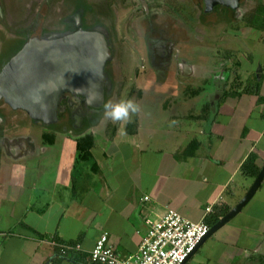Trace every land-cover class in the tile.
Segmentation results:
<instances>
[{
    "label": "crops",
    "instance_id": "crops-1",
    "mask_svg": "<svg viewBox=\"0 0 264 264\" xmlns=\"http://www.w3.org/2000/svg\"><path fill=\"white\" fill-rule=\"evenodd\" d=\"M248 27L259 34L246 36L242 60L238 54L228 63H238L232 71L238 85L259 81L260 94L242 88L225 95L236 90V79L188 61L183 82L138 81V91L148 93L136 100L141 111L130 122L104 127L102 117L83 128L0 130V264H75L57 249L70 240H79L82 263L98 264L89 256L105 232L127 259L140 248L146 219L169 207L201 222L215 205L235 206L255 180L242 174L243 162L255 152L264 164V30ZM255 55L256 70L246 65ZM182 83L198 94H186ZM80 139L91 151L87 159L79 156ZM263 214L264 180L235 216L242 218L217 231L209 251H219L207 264H264ZM194 255L190 260L198 264Z\"/></svg>",
    "mask_w": 264,
    "mask_h": 264
},
{
    "label": "rangeland",
    "instance_id": "rangeland-1",
    "mask_svg": "<svg viewBox=\"0 0 264 264\" xmlns=\"http://www.w3.org/2000/svg\"><path fill=\"white\" fill-rule=\"evenodd\" d=\"M2 1L3 0H0V3ZM110 2H112V4L116 2L112 7L114 21H106L101 25L112 31L114 56L108 63L107 68L111 70L115 88L105 102L111 100L114 103L122 99H132L137 102L136 100H139L140 97L148 93L144 89V91H138V81L140 79L148 81L147 78H149L150 75H152V78L155 80L158 78V81L162 82L166 81V77H169V79L172 78V81L179 80L183 82L185 78L181 76V68L183 63L188 61L191 63L196 62L202 65L204 64L207 66V69H209V72L213 71L212 75L222 74V77H225L228 73L230 74V79H236L235 84H237V79L239 77L233 75L232 71L234 70V66L237 67L238 63L237 61H232V65L228 63V60H230L232 56L238 54H240L238 58L241 59L243 46L246 45L244 43V38L246 39V36L254 37L259 34V31H254V33L249 31V18H251L250 15L252 13L256 12L260 4L264 5V0H244L242 1L241 7L234 9V11L222 6L215 9L212 13H205L200 3L201 0H160L154 1L153 18L151 17L150 20H148L143 14L139 0H111ZM106 6L104 2L101 3L103 9H105ZM248 12L252 13L247 19H244V14ZM9 20V32L14 31L12 28L13 26L17 27V24H25L16 23L12 19ZM152 23L154 25L153 30H151ZM87 24H95L90 14ZM10 25H12V28ZM3 26L2 24L0 25L1 31H3ZM164 38H166V40ZM231 38H233V40ZM248 40L251 46H257V42H254L253 38ZM153 41L156 43L159 41V44L166 47L167 41H171L170 46L171 44L173 46L174 42L176 46L174 45V50L171 49L169 54L166 53L168 55H166V58H164L163 54H158V60L155 63L153 57L148 60L146 55L147 46H149L150 49L155 43ZM11 48H14V45H12ZM257 58L260 57L255 55L253 64L248 62L246 64L247 67L256 70L257 67L254 62ZM150 62L154 64L164 63L166 66L165 68L158 67L157 65L152 66ZM243 63L245 64L244 60ZM173 70H176L177 73ZM173 73L177 74L175 78ZM192 85V83L185 84V87H183L182 83L179 87L184 88L186 94L190 93L197 95L198 92H195V87L193 88ZM235 88L242 89L243 86L237 85ZM150 91H153V89H150ZM0 108L6 117V123L2 125L3 129L14 128V132L21 131L22 133L31 131V129L37 130L41 126L36 123L26 111L14 109L5 100H2ZM66 118L67 116L64 118L65 121L61 124L58 123L57 126H61L64 122H67ZM103 120L104 122L102 125L104 127L109 126L111 123L112 125H118V123L122 122L114 123L111 120ZM39 132L40 131H37L36 134ZM60 140V144L63 145L64 143L67 148H71L74 145L71 139L60 138ZM255 200L256 199H254V201ZM254 201L252 203H254ZM249 208L250 205L247 207V210H249ZM241 218L242 217L239 215L232 220L236 222ZM218 234L221 233L218 232ZM217 236L219 235H217L216 232L214 236L210 237V239L200 247V251H197L193 257L195 262H198V264H207L209 259L212 260L214 256L217 255L219 250H213V252L209 251V247L212 246ZM192 260H189L188 264H193Z\"/></svg>",
    "mask_w": 264,
    "mask_h": 264
},
{
    "label": "water",
    "instance_id": "water-1",
    "mask_svg": "<svg viewBox=\"0 0 264 264\" xmlns=\"http://www.w3.org/2000/svg\"><path fill=\"white\" fill-rule=\"evenodd\" d=\"M219 3L236 8L240 0H206L210 8ZM107 36L104 28L80 27L73 32L30 39L0 72V100L26 111L41 124L58 121L60 99L65 92L84 97L91 107L102 106L106 98V66L111 58ZM263 180L264 164L242 199L210 228L183 264H188L210 236L243 210Z\"/></svg>",
    "mask_w": 264,
    "mask_h": 264
},
{
    "label": "flooded vegetation",
    "instance_id": "flooded-vegetation-1",
    "mask_svg": "<svg viewBox=\"0 0 264 264\" xmlns=\"http://www.w3.org/2000/svg\"><path fill=\"white\" fill-rule=\"evenodd\" d=\"M110 1L109 0H98V1L95 0H5L4 1L3 0L0 3V25L1 24L4 25L3 31L0 30V72L2 71L6 63L14 55H16L30 39L35 37L43 38L52 34L73 32L78 30L80 27L88 30H96L98 28H104L107 30L109 34V36H107V39L110 47V53H111L110 60H111L114 56V50L112 45L113 43L112 31H110L107 27L101 25L106 21H114L112 7L113 5L116 4V2L112 4V2ZM154 1H160V0H139L140 7L143 10V14L148 20H150L152 14L154 13L153 12ZM242 1L244 0H240L239 6L236 8L220 3L215 4L210 8L206 5V0H201L200 3L205 13L206 12L212 13L215 9H218L222 6H225L227 9L234 11V9L241 7L243 3ZM102 2H104L107 5L105 9L101 7ZM260 6L261 4L257 7V9ZM251 13L252 12L245 13L243 16L244 19H247ZM89 14L91 17H93L95 24H91V25L87 24ZM9 19H12L16 23H25V24L24 25L17 24L16 25L17 27L13 26V28L12 25H10L14 31L9 32L10 31V27H8V23H10ZM153 29H154V25L152 23L151 30ZM164 39L166 40V38ZM170 43L171 41H167V47L159 44V41L157 43L155 42L150 49L149 46H147L146 55L148 60L151 57H153L156 63V61L158 60V54H163L164 58H166V55L171 52V49L174 50V45L176 44L174 42L173 46L172 44L170 46ZM12 45H14V48H11ZM110 60L108 61V63L110 62ZM150 64L152 66L157 65L158 67L161 68H165L166 66L164 63L154 64L153 62L152 63L150 62ZM106 74H107V83H106L105 100L108 99V96L115 88L113 76L111 75L112 74L111 70H109L107 66H106ZM147 80L148 81H145L148 83L147 85H150L149 84L150 80L152 82L154 81L161 82L158 81V78L156 80L152 78V75H150L149 78H147ZM2 100L4 99L0 100V106ZM103 113H104L103 105L96 108L91 107L87 105L84 97L80 95H74L69 92H65L60 99L58 121L51 124H45V123L41 124L38 121L35 120L34 121L40 124L42 127H58L59 125L57 126V124L63 123V121H65L64 118L67 116L66 118L67 122H64V124H62L59 127L67 128L69 127V125H71L72 127L75 128H83L86 127L87 125H92L97 123L99 119L103 117ZM0 115L3 118L2 122H0V130H4L2 128V125L6 123V117L1 110H0Z\"/></svg>",
    "mask_w": 264,
    "mask_h": 264
},
{
    "label": "built area",
    "instance_id": "built-area-1",
    "mask_svg": "<svg viewBox=\"0 0 264 264\" xmlns=\"http://www.w3.org/2000/svg\"><path fill=\"white\" fill-rule=\"evenodd\" d=\"M146 221L149 228L136 254L121 258L105 232L91 251L92 261L98 264H183L211 228L206 221H192L170 207L161 217Z\"/></svg>",
    "mask_w": 264,
    "mask_h": 264
},
{
    "label": "trees",
    "instance_id": "trees-1",
    "mask_svg": "<svg viewBox=\"0 0 264 264\" xmlns=\"http://www.w3.org/2000/svg\"><path fill=\"white\" fill-rule=\"evenodd\" d=\"M250 16H251V18H249L250 24L257 29L264 30V5H261L256 10V12L252 13ZM237 85L238 84H235L236 87ZM238 86H242V85H238ZM238 89L239 88H236V90L225 92V95L227 94L236 95L239 93ZM243 90L254 94H260L259 81H256L254 79L249 80L248 83H246ZM260 101L264 102V97L261 95H260ZM1 135H3V132L0 131V136ZM90 144L92 145V142ZM78 151H79V156L82 159H87L91 156V151L87 148V146L84 145L83 139H80L78 141ZM257 159H258V155L255 152L250 153V155L246 158V160L243 162L241 166V172L244 176L252 177V178L257 177V175L261 170V167L257 163ZM230 209L231 206L215 205L214 210L209 212V214L207 215L206 222L210 225V227H212ZM79 243H80L79 240L59 241L57 243L58 253L63 257L71 259L75 264H81L82 260L78 255L80 250V246L78 245ZM89 259L92 261L91 253Z\"/></svg>",
    "mask_w": 264,
    "mask_h": 264
},
{
    "label": "clouds",
    "instance_id": "clouds-1",
    "mask_svg": "<svg viewBox=\"0 0 264 264\" xmlns=\"http://www.w3.org/2000/svg\"><path fill=\"white\" fill-rule=\"evenodd\" d=\"M103 118L112 122H130L132 116L141 111L140 105L132 99L120 100L119 102L107 101L104 105Z\"/></svg>",
    "mask_w": 264,
    "mask_h": 264
},
{
    "label": "bare ground",
    "instance_id": "bare-ground-1",
    "mask_svg": "<svg viewBox=\"0 0 264 264\" xmlns=\"http://www.w3.org/2000/svg\"><path fill=\"white\" fill-rule=\"evenodd\" d=\"M235 0H228L229 3H234Z\"/></svg>",
    "mask_w": 264,
    "mask_h": 264
}]
</instances>
